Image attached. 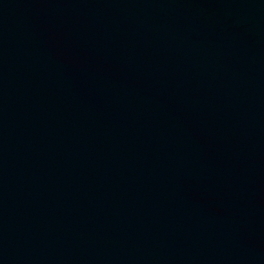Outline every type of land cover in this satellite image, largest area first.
Wrapping results in <instances>:
<instances>
[{
    "label": "water",
    "instance_id": "1",
    "mask_svg": "<svg viewBox=\"0 0 264 264\" xmlns=\"http://www.w3.org/2000/svg\"><path fill=\"white\" fill-rule=\"evenodd\" d=\"M0 264H264V0H0Z\"/></svg>",
    "mask_w": 264,
    "mask_h": 264
}]
</instances>
